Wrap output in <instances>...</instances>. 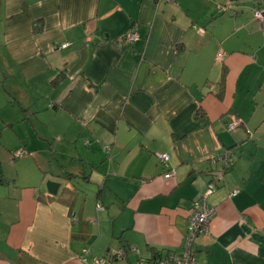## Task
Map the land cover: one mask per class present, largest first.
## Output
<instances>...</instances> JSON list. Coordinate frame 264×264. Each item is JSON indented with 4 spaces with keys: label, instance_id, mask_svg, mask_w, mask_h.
I'll use <instances>...</instances> for the list:
<instances>
[{
    "label": "crops",
    "instance_id": "crops-1",
    "mask_svg": "<svg viewBox=\"0 0 264 264\" xmlns=\"http://www.w3.org/2000/svg\"><path fill=\"white\" fill-rule=\"evenodd\" d=\"M244 2L0 0V264L179 254L210 181L198 263L264 264V30Z\"/></svg>",
    "mask_w": 264,
    "mask_h": 264
},
{
    "label": "built area",
    "instance_id": "built-area-1",
    "mask_svg": "<svg viewBox=\"0 0 264 264\" xmlns=\"http://www.w3.org/2000/svg\"><path fill=\"white\" fill-rule=\"evenodd\" d=\"M254 17L260 23L262 30H264V7H259L254 10ZM198 32H203V29L198 28ZM138 34L136 32L129 33L126 36L127 41H133L137 38ZM63 47L67 46V43L62 45ZM224 53L222 51L218 52L216 59H222ZM235 122H232L228 125L229 129H234ZM26 155V152L23 149H17L13 152L14 158H21ZM160 162L164 165H167L166 162L169 159L167 153L158 154ZM222 164L225 168L228 167L233 161V154L230 152L226 154L222 159ZM173 175L171 170L165 171L163 176L169 178ZM215 190V182L210 181L207 184L206 191L201 195L196 201L193 202V206L190 212L189 221L186 229V235L184 238V244L182 251L179 254L168 252L164 255L154 257L152 259H140L138 264H199L196 259V250H195V238L208 230L209 221L215 213L213 207H211L206 200L207 195L211 194ZM236 193V191H234ZM98 209L102 208L100 205L97 206ZM132 250H136L132 248ZM113 254H116L117 257L123 255L122 250L113 251ZM102 258H94V263L102 262Z\"/></svg>",
    "mask_w": 264,
    "mask_h": 264
},
{
    "label": "water",
    "instance_id": "water-1",
    "mask_svg": "<svg viewBox=\"0 0 264 264\" xmlns=\"http://www.w3.org/2000/svg\"><path fill=\"white\" fill-rule=\"evenodd\" d=\"M230 1H240V0H230ZM253 2H262L264 3V0H252ZM61 186V182L57 180H48L45 183L46 190L48 193L55 195L58 192V189ZM124 257V255H122Z\"/></svg>",
    "mask_w": 264,
    "mask_h": 264
},
{
    "label": "trees",
    "instance_id": "trees-1",
    "mask_svg": "<svg viewBox=\"0 0 264 264\" xmlns=\"http://www.w3.org/2000/svg\"><path fill=\"white\" fill-rule=\"evenodd\" d=\"M259 7H264V3L259 2V4H257L256 9L259 8ZM220 84H223V82L220 83ZM221 86H222V85H221ZM230 150H231V149H230ZM232 164H233V162H232L230 165H228L227 169L232 168ZM129 251H130V249H129V248L127 249V247H123V248H122V252H123V255H124V256H126L125 253H127V252H129ZM112 255H113L112 259L118 258V257L116 256V254H112ZM139 261H140V260H139ZM139 261L137 262V264L139 263Z\"/></svg>",
    "mask_w": 264,
    "mask_h": 264
},
{
    "label": "rangeland",
    "instance_id": "rangeland-1",
    "mask_svg": "<svg viewBox=\"0 0 264 264\" xmlns=\"http://www.w3.org/2000/svg\"><path fill=\"white\" fill-rule=\"evenodd\" d=\"M240 1H245V2H251L252 0H240ZM244 2V3H245ZM257 20V19H256ZM25 148V147H24ZM44 148V147H43ZM19 149H22V147H20ZM15 150V149H14ZM24 150V149H23ZM25 152H27L26 150H24ZM12 155H13V151H12ZM44 159V158H42ZM160 159V158H159ZM47 168V167H46Z\"/></svg>",
    "mask_w": 264,
    "mask_h": 264
}]
</instances>
